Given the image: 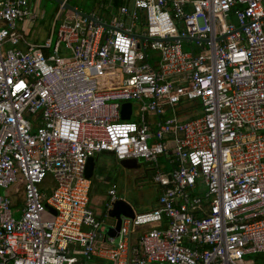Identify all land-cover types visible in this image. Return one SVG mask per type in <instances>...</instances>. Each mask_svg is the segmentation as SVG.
I'll use <instances>...</instances> for the list:
<instances>
[{"label": "built area", "instance_id": "2783aa9c", "mask_svg": "<svg viewBox=\"0 0 264 264\" xmlns=\"http://www.w3.org/2000/svg\"><path fill=\"white\" fill-rule=\"evenodd\" d=\"M60 1L37 45L18 30L30 0H0V264L264 255V0H122L109 18ZM104 153L159 190L115 238L89 208L86 163ZM117 200L110 186L106 212Z\"/></svg>", "mask_w": 264, "mask_h": 264}, {"label": "rangeland", "instance_id": "374dc122", "mask_svg": "<svg viewBox=\"0 0 264 264\" xmlns=\"http://www.w3.org/2000/svg\"><path fill=\"white\" fill-rule=\"evenodd\" d=\"M68 5L85 15H88L93 7H104L102 11H108L107 2L104 3L103 0H70ZM30 8L32 15H30L27 24V39L37 45H42L50 37L52 30L57 31L58 26L63 22V19L55 22L59 4L53 0H31ZM55 41L56 36L54 33L51 37L52 44ZM138 164L140 168L128 170L121 167L119 162L111 155L103 154L97 159L89 194V208L95 217L105 220L107 224H112L113 220L107 217L104 207L106 190L111 185L117 186L120 193L118 195V198L120 196L119 200L130 204L135 213L151 209L159 190L152 182L150 173L146 171L142 163L138 162ZM52 187L51 179L47 178L43 184L47 195L50 194ZM245 261L248 264H264V260L259 255L247 256Z\"/></svg>", "mask_w": 264, "mask_h": 264}, {"label": "water", "instance_id": "95a60500", "mask_svg": "<svg viewBox=\"0 0 264 264\" xmlns=\"http://www.w3.org/2000/svg\"><path fill=\"white\" fill-rule=\"evenodd\" d=\"M53 1L56 2L57 4L61 3L60 0H53ZM65 7L68 11H70L72 13H76V14H79V15L84 16L86 18H90L88 15L81 13L79 10H77L73 7H70L69 5H66ZM121 109H122L121 110V120L122 121H128L130 119L131 104L130 103L124 104V105H122ZM96 161H97V159H95V158H89L87 163H86L85 177L88 180H91L93 178ZM119 164L121 167H123L124 169H128V170L140 168V165L138 164V162L136 160H124V161H120ZM48 209L50 211H52L50 208H48ZM106 215L108 218L115 221V227L114 228L106 227L105 233L107 234V236H109L111 238H115V237H117V234H118V231L120 228L121 217L123 216V217L132 218L134 215V210L131 207V205L126 203L125 201L117 200L112 205V209L108 210L106 212Z\"/></svg>", "mask_w": 264, "mask_h": 264}, {"label": "crops", "instance_id": "0c3cea01", "mask_svg": "<svg viewBox=\"0 0 264 264\" xmlns=\"http://www.w3.org/2000/svg\"><path fill=\"white\" fill-rule=\"evenodd\" d=\"M31 1V0H30ZM107 5H108V11H106V12H104V11H102V8H104V7H102V8H94L93 7V9H92V11L91 12H95V13H97L99 16H102V17H107V18H109L110 16H113V15H116L117 14V12H118V10H119V8L121 7V5H119L118 7H116L115 9L113 8V6H114V4H113V0H108V2H107ZM102 6H104V5H102ZM29 8H30V6H29ZM30 10H31V8H30ZM31 12H32V10H31ZM90 12V13H91ZM89 13V14H90ZM27 24H28V20L27 21H25V22H23V23H20L19 25H18V30H19V32L21 33V35L23 36V39H24V41L25 42H27V43H33V44H35L34 42H31V41H29L27 38H28V32H27ZM55 25V24H54ZM53 31V30H52ZM52 33V32H51ZM21 49H23L24 47H25V45L24 44H21L20 46H19ZM104 154H108V153H104ZM101 155H103V154H101ZM100 155V156H101ZM108 155H111V154H108ZM100 156H98L97 158H95V159H98ZM112 156V155H111ZM113 157V156H112ZM114 158V157H113ZM115 159V158H114ZM116 160V159H115ZM117 161V160H116ZM118 162V161H117ZM112 186V185H111ZM116 186V185H115ZM110 187H108V189H109ZM116 188H117V186H116ZM107 189V190H108ZM106 190V191H107ZM118 191V190H117ZM106 194H107V192H106ZM120 193H119V191H118V195H119ZM158 195H159V192H158V194L156 195V197H155V201H154V203H153V205H152V207L151 208H153V207H155L156 206V203H157V198H158ZM119 198H120V196H119ZM113 223V222H112Z\"/></svg>", "mask_w": 264, "mask_h": 264}, {"label": "trees", "instance_id": "16d2710c", "mask_svg": "<svg viewBox=\"0 0 264 264\" xmlns=\"http://www.w3.org/2000/svg\"><path fill=\"white\" fill-rule=\"evenodd\" d=\"M104 3L108 2V0H103ZM113 8L115 9L116 7H118L119 5L123 4L122 0H113ZM259 257H261L264 260V255H259Z\"/></svg>", "mask_w": 264, "mask_h": 264}]
</instances>
